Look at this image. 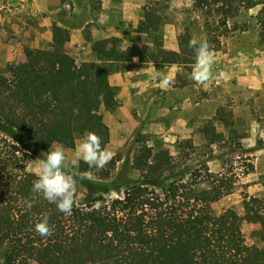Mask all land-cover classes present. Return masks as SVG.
Wrapping results in <instances>:
<instances>
[{"label": "rangeland", "instance_id": "obj_1", "mask_svg": "<svg viewBox=\"0 0 264 264\" xmlns=\"http://www.w3.org/2000/svg\"><path fill=\"white\" fill-rule=\"evenodd\" d=\"M253 1L257 4L250 7L246 0H64L63 23L41 26L30 20L12 25L4 20L0 70L7 88L24 86L30 79L31 57L38 49L49 48L61 62L71 54L83 78L107 67L115 89L114 105L99 97L90 110L85 103L91 94L79 87L73 134L45 142L42 156L30 168L36 171L37 159H44L57 142L67 157L64 171L73 176L81 198L91 181L109 186L113 195L127 179L162 193L179 183L182 193L191 192L197 202V218L193 223L194 217L187 216L175 224L176 237L199 222L224 216L239 222L242 248L263 247L264 208L252 205L253 197L264 198V0ZM14 4L21 6L0 0V10ZM45 32V47L24 43L13 50L12 45ZM209 36L219 39L211 49L212 78L196 86L189 79L195 61L181 62L176 53L185 40ZM136 47L141 54L130 52ZM162 75L171 80L166 88L161 87ZM219 111L228 114V123ZM86 131L108 133L105 146L116 161L103 170L89 169L83 161L79 167L71 164L75 143ZM2 137L0 131V152ZM16 264L38 263L18 255Z\"/></svg>", "mask_w": 264, "mask_h": 264}, {"label": "trees", "instance_id": "obj_2", "mask_svg": "<svg viewBox=\"0 0 264 264\" xmlns=\"http://www.w3.org/2000/svg\"><path fill=\"white\" fill-rule=\"evenodd\" d=\"M246 1L250 7L257 4ZM206 39L211 49L219 41L217 37ZM261 39L264 41V26ZM189 41L176 53L184 63L195 61ZM130 52L141 54L137 47ZM27 73L30 81L26 85L7 88V77L0 70V259L4 264H16L18 255L38 264H264V246L254 251L242 248V229L233 218L215 216L176 237L175 224L187 216L194 217L190 219L193 223L197 218V202L191 192L182 193L176 182L162 193L140 180L127 179L113 195L109 186L91 181L85 197L76 189V205L70 215L34 195L31 188L36 171L30 164L42 156L45 142L73 134L78 88L90 92L85 103L90 110L99 97L106 105H114L116 96L107 67L89 71L83 78L71 54L61 62L49 48L37 51ZM220 117L230 121L227 113ZM100 138L105 146L107 131ZM114 161L116 158L110 162ZM106 175L110 176V169ZM26 200L32 201L31 209ZM252 207L264 208V198L253 197ZM45 212L53 231L50 237H41L34 230Z\"/></svg>", "mask_w": 264, "mask_h": 264}, {"label": "clouds", "instance_id": "obj_3", "mask_svg": "<svg viewBox=\"0 0 264 264\" xmlns=\"http://www.w3.org/2000/svg\"><path fill=\"white\" fill-rule=\"evenodd\" d=\"M190 48L195 52V62L189 77L196 86L205 85L212 78V67L215 56L206 38L193 37L189 41ZM171 84L169 76H161V87ZM114 153L108 146H102L100 136L94 131H86L75 143L71 164L79 167L83 161L89 169L103 170L112 160ZM66 153L63 145L53 142L50 149L45 152L44 159H37L35 172L36 179L32 182L31 192L40 195L49 203L55 204L57 210L70 215L76 205V186L73 176L64 171ZM90 178V173H85ZM25 205L31 209L32 201L26 200ZM34 230L41 237H50L53 234L49 225L48 213H42L34 225Z\"/></svg>", "mask_w": 264, "mask_h": 264}, {"label": "crops", "instance_id": "obj_4", "mask_svg": "<svg viewBox=\"0 0 264 264\" xmlns=\"http://www.w3.org/2000/svg\"><path fill=\"white\" fill-rule=\"evenodd\" d=\"M20 1L21 0H13V3H20L21 6L14 4L12 5V7L11 5H9L8 10H0V25H2L4 20L10 21L12 25H20L21 23L28 24L30 23V20H32V23L41 26H51L55 23L58 24V22L63 23L62 18L64 0H23V2ZM47 40L48 33L45 32L43 33V35L39 34V36L35 39L27 38L26 41L22 40L20 44L16 46L12 45V47L13 50H17L20 46H26L24 44L26 43L29 45H34L37 48H42L45 47V45L47 44ZM34 57L35 56H32L31 58L33 59ZM3 58L4 56L0 55V60H3ZM26 80L27 79H25V82H23L22 85H26L30 81V79H28V81Z\"/></svg>", "mask_w": 264, "mask_h": 264}, {"label": "built area", "instance_id": "obj_5", "mask_svg": "<svg viewBox=\"0 0 264 264\" xmlns=\"http://www.w3.org/2000/svg\"><path fill=\"white\" fill-rule=\"evenodd\" d=\"M65 6H66L67 8H70V7H71V4H70V3H66Z\"/></svg>", "mask_w": 264, "mask_h": 264}]
</instances>
